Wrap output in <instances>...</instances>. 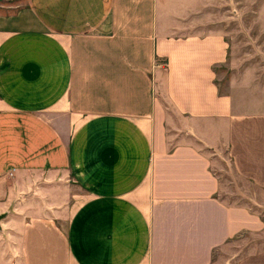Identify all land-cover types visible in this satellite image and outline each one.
<instances>
[{"label": "crops", "instance_id": "crops-1", "mask_svg": "<svg viewBox=\"0 0 264 264\" xmlns=\"http://www.w3.org/2000/svg\"><path fill=\"white\" fill-rule=\"evenodd\" d=\"M23 1L0 9V264H215L263 237L218 172L264 192V85L217 84L208 7L233 0Z\"/></svg>", "mask_w": 264, "mask_h": 264}, {"label": "rangeland", "instance_id": "rangeland-1", "mask_svg": "<svg viewBox=\"0 0 264 264\" xmlns=\"http://www.w3.org/2000/svg\"><path fill=\"white\" fill-rule=\"evenodd\" d=\"M20 2L24 1L0 0V5L5 7L0 9L6 13L10 8L8 6H18ZM259 9H263L261 2L247 0H233L232 3L208 7V11L217 12L220 16L213 17L212 20H219L217 23H220L218 25L224 30L228 42L227 65H221L215 69L217 84L222 92H230L232 88H235L234 90L238 93L237 85L246 84L247 81L252 83L255 80L259 85H264V20L258 19L255 15V11ZM255 152L257 157L256 149ZM254 160L256 161V158ZM221 165V171L218 172L221 174L224 185L227 184V193H224V197L230 201L239 198L240 202H246L249 207L264 217L262 184L256 181L249 183L236 176L229 162L224 161ZM240 190L244 191L247 198L235 194ZM14 214L17 215V213ZM7 221L6 215L0 220L1 235L12 230L6 225ZM214 260L215 264H264V235L258 238L245 234L238 243L232 242L222 250L216 251Z\"/></svg>", "mask_w": 264, "mask_h": 264}, {"label": "water", "instance_id": "water-1", "mask_svg": "<svg viewBox=\"0 0 264 264\" xmlns=\"http://www.w3.org/2000/svg\"><path fill=\"white\" fill-rule=\"evenodd\" d=\"M5 215H6V213H1V214H0V220H1L2 218H4ZM0 227H1V226H0Z\"/></svg>", "mask_w": 264, "mask_h": 264}]
</instances>
